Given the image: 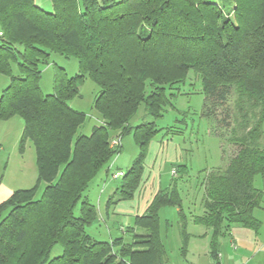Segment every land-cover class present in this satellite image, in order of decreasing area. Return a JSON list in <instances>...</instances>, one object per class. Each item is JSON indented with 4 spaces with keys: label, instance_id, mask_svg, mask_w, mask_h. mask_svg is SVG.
<instances>
[{
    "label": "trees",
    "instance_id": "16d2710c",
    "mask_svg": "<svg viewBox=\"0 0 264 264\" xmlns=\"http://www.w3.org/2000/svg\"><path fill=\"white\" fill-rule=\"evenodd\" d=\"M51 1L53 9L46 11L35 0H0V74L10 79L0 92V120L23 118L21 148L32 142L38 169L34 187L17 189L0 204V264H168L159 230L163 206L178 207L188 240L178 179L135 217L130 240H98L88 231L99 211L86 192L121 151L111 139L133 133L139 153L107 206L134 195L147 146L161 128L131 120L142 105L146 114L163 117L191 69L201 79L217 134H229L223 142L229 162L204 170V211L194 220L212 230L215 257L233 226L258 231L264 0ZM53 53L75 57L79 71L69 76L58 67L53 93L44 94L40 81ZM86 78L100 88L94 108L103 122L79 134L86 113L69 101ZM176 171L185 176L189 167ZM39 183L46 185L38 197ZM58 244L63 251L52 256Z\"/></svg>",
    "mask_w": 264,
    "mask_h": 264
},
{
    "label": "rangeland",
    "instance_id": "374dc122",
    "mask_svg": "<svg viewBox=\"0 0 264 264\" xmlns=\"http://www.w3.org/2000/svg\"><path fill=\"white\" fill-rule=\"evenodd\" d=\"M35 3L46 11L53 9L51 0H35ZM58 67L64 68L69 76L79 71L78 60L75 57L53 53L50 62L44 66L40 81L44 94L53 93ZM9 82L7 75L0 74V92L9 85ZM99 90L96 82L86 78L80 86V95L69 101L72 108L86 113V120L79 128V134H90L94 126L103 122L94 108ZM174 92L177 94L171 99L172 105L168 106L163 117L153 118L145 113L142 105L131 120L133 126L142 122L155 121L161 130L147 146L143 175L134 195L110 204L109 214H107L106 201L120 186L122 180V176L116 178L114 174L118 171H127L140 150L133 133L125 135L122 139L118 136L111 139V147H114L111 145L113 140L119 139L122 148L113 158V164L107 176L105 174L107 168H105L93 180L86 192L99 211V221L89 226L88 231L98 240H110L120 236H126V239L130 240L132 234L128 233L127 229L134 224L137 215L144 213V206L152 201L158 191L159 183H162V187H168L174 179H178L188 240H184L179 209L176 206H163L160 209V239L167 251L168 264H203L197 257L198 253L203 254V241H197L191 237V234L202 232L201 229L207 228L194 220L196 215L204 211L201 179L204 176V170L228 164L229 156L223 151V142L229 134L226 131H220L221 135L217 134L215 116L208 113L201 79L193 69L189 71L179 90ZM23 125L24 120L21 116L0 121V193L4 187L14 192L17 189L34 187L38 183L34 145L31 141H27L24 149L21 148ZM262 142L264 145V125ZM182 164H187L189 167L188 174L185 176H181L176 171L177 166ZM174 169L175 173H173ZM106 184L109 190L113 188L110 195L108 190L103 194ZM45 185V183L38 184V197L41 196ZM254 185L263 191L261 207L264 208V178L257 175ZM120 210H126V213ZM79 211L80 205L76 207V215ZM113 211L122 213L113 214ZM122 226L126 231H122ZM62 251V246L58 244L54 247L52 256H57ZM196 252L198 253L195 254Z\"/></svg>",
    "mask_w": 264,
    "mask_h": 264
},
{
    "label": "crops",
    "instance_id": "0c3cea01",
    "mask_svg": "<svg viewBox=\"0 0 264 264\" xmlns=\"http://www.w3.org/2000/svg\"><path fill=\"white\" fill-rule=\"evenodd\" d=\"M112 164H113V160L111 161L109 167L106 169V173H105L106 176L109 173L108 171L112 167ZM158 187H159L158 190L162 188L161 182L159 183ZM108 188L109 187L106 184L105 187L103 188V194L107 190L109 192L108 195L111 194L110 191L113 188H111L110 190ZM114 192H112V194ZM12 193L13 190H11L8 187H4V189L0 193L2 194V197H0V204L2 203V200L4 199L6 200L7 198H9L12 195ZM103 194L101 195V197L99 196V200H101ZM149 204L150 203H147L144 206L145 211L149 206ZM109 209L110 207L107 206L106 204L107 214H109L108 212ZM120 211L126 213L125 212L126 210H120ZM121 213L122 212L113 211V214H121ZM254 215L262 222L260 229L258 231H255L254 229L243 226H233L230 233L223 236L219 240L217 257L213 256V254L211 253L212 230L210 228L207 227L204 228V230L201 229L202 232H198L193 235L191 234V237L194 238V240L197 241L202 240L204 244L203 254L198 252L195 253V254L198 253L197 257L200 259V262L203 264H264V208H262L261 206L256 208L254 210ZM108 218L109 217H107V219ZM121 229L122 231H124L125 227L122 226ZM110 240H112V238Z\"/></svg>",
    "mask_w": 264,
    "mask_h": 264
},
{
    "label": "built area",
    "instance_id": "2783aa9c",
    "mask_svg": "<svg viewBox=\"0 0 264 264\" xmlns=\"http://www.w3.org/2000/svg\"><path fill=\"white\" fill-rule=\"evenodd\" d=\"M119 144H120V140L115 139V140H113L111 145H113L115 147V146H118ZM173 173H175V169L173 170ZM123 174H124V172L118 171L114 174V177H119V176H122Z\"/></svg>",
    "mask_w": 264,
    "mask_h": 264
}]
</instances>
